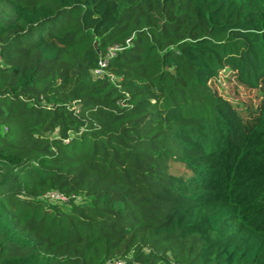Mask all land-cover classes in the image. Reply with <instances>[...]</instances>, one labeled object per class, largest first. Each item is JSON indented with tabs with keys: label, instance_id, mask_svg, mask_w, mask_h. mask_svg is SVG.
I'll return each mask as SVG.
<instances>
[{
	"label": "trees",
	"instance_id": "16d2710c",
	"mask_svg": "<svg viewBox=\"0 0 264 264\" xmlns=\"http://www.w3.org/2000/svg\"><path fill=\"white\" fill-rule=\"evenodd\" d=\"M238 228L264 264V0H0V264H233Z\"/></svg>",
	"mask_w": 264,
	"mask_h": 264
},
{
	"label": "rangeland",
	"instance_id": "374dc122",
	"mask_svg": "<svg viewBox=\"0 0 264 264\" xmlns=\"http://www.w3.org/2000/svg\"><path fill=\"white\" fill-rule=\"evenodd\" d=\"M209 87L222 99L224 107L232 114V122H248L256 116L260 102L262 100L260 93L255 90H249L238 84L236 78L229 72L223 70L210 81ZM172 170L182 171L178 166L172 165ZM227 224L222 221L217 222L218 227H225ZM237 238L239 247L243 246L244 250L235 247L226 257L233 264H244V259L251 256V252L258 250L261 240L253 237L244 228H238ZM240 250V252H239Z\"/></svg>",
	"mask_w": 264,
	"mask_h": 264
},
{
	"label": "built area",
	"instance_id": "2783aa9c",
	"mask_svg": "<svg viewBox=\"0 0 264 264\" xmlns=\"http://www.w3.org/2000/svg\"><path fill=\"white\" fill-rule=\"evenodd\" d=\"M125 44L126 46H128L129 40H127ZM120 50L121 48L119 46H112L107 49L106 53L98 59L97 67L93 71L94 77L99 78V79L107 78V79L113 80L112 74L107 72V66L109 64V61ZM47 197L52 201L54 200V201L65 202V203L68 201L67 198L57 193H49ZM107 264H121V262L114 261V262H108Z\"/></svg>",
	"mask_w": 264,
	"mask_h": 264
}]
</instances>
